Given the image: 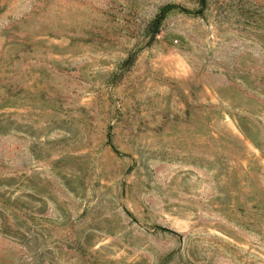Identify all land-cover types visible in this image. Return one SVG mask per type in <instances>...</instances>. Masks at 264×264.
I'll return each mask as SVG.
<instances>
[{"label":"rangeland","instance_id":"374dc122","mask_svg":"<svg viewBox=\"0 0 264 264\" xmlns=\"http://www.w3.org/2000/svg\"><path fill=\"white\" fill-rule=\"evenodd\" d=\"M0 264H264V0H0Z\"/></svg>","mask_w":264,"mask_h":264},{"label":"trees","instance_id":"16d2710c","mask_svg":"<svg viewBox=\"0 0 264 264\" xmlns=\"http://www.w3.org/2000/svg\"><path fill=\"white\" fill-rule=\"evenodd\" d=\"M200 1H201V3L204 2V0H200ZM175 6H176L175 3L168 2L159 8L158 13L154 16V18L152 19V22H151L150 38H153L155 36V34L159 30V26L161 24L163 17L167 14V12H169Z\"/></svg>","mask_w":264,"mask_h":264}]
</instances>
